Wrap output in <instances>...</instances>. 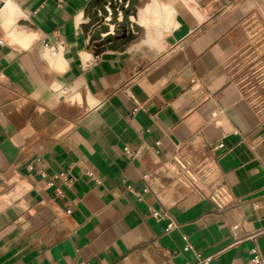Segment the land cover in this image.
I'll return each mask as SVG.
<instances>
[{
    "label": "crops",
    "instance_id": "obj_1",
    "mask_svg": "<svg viewBox=\"0 0 264 264\" xmlns=\"http://www.w3.org/2000/svg\"><path fill=\"white\" fill-rule=\"evenodd\" d=\"M261 69L264 0H0V264H264Z\"/></svg>",
    "mask_w": 264,
    "mask_h": 264
},
{
    "label": "built area",
    "instance_id": "obj_2",
    "mask_svg": "<svg viewBox=\"0 0 264 264\" xmlns=\"http://www.w3.org/2000/svg\"><path fill=\"white\" fill-rule=\"evenodd\" d=\"M220 147H223V145H220ZM190 249V247H188L187 248V250H189ZM252 253L255 255L254 256V258H253V260H252V262H251V264H262V259H261V257L259 256V254H258V251L256 250V249H254V250H252ZM206 263V262H208V259H200V260H198V262H196L195 264H201V263Z\"/></svg>",
    "mask_w": 264,
    "mask_h": 264
},
{
    "label": "rangeland",
    "instance_id": "obj_3",
    "mask_svg": "<svg viewBox=\"0 0 264 264\" xmlns=\"http://www.w3.org/2000/svg\"><path fill=\"white\" fill-rule=\"evenodd\" d=\"M137 37V36H136ZM261 72H264V69H261Z\"/></svg>",
    "mask_w": 264,
    "mask_h": 264
}]
</instances>
